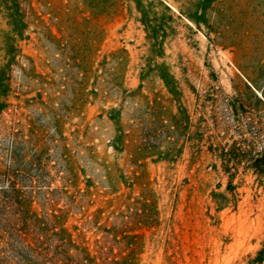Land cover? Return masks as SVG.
<instances>
[{
  "label": "rangeland",
  "instance_id": "374dc122",
  "mask_svg": "<svg viewBox=\"0 0 264 264\" xmlns=\"http://www.w3.org/2000/svg\"><path fill=\"white\" fill-rule=\"evenodd\" d=\"M262 152L264 0H0V264H264Z\"/></svg>",
  "mask_w": 264,
  "mask_h": 264
},
{
  "label": "trees",
  "instance_id": "16d2710c",
  "mask_svg": "<svg viewBox=\"0 0 264 264\" xmlns=\"http://www.w3.org/2000/svg\"><path fill=\"white\" fill-rule=\"evenodd\" d=\"M256 161H263L264 160V152L261 153V156L255 158ZM0 236H3L0 234ZM72 260V259H71Z\"/></svg>",
  "mask_w": 264,
  "mask_h": 264
}]
</instances>
